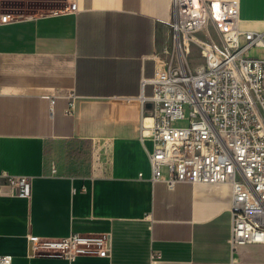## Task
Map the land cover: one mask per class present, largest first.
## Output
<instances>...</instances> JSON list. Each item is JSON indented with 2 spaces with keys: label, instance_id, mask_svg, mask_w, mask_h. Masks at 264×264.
Wrapping results in <instances>:
<instances>
[{
  "label": "crops",
  "instance_id": "1",
  "mask_svg": "<svg viewBox=\"0 0 264 264\" xmlns=\"http://www.w3.org/2000/svg\"><path fill=\"white\" fill-rule=\"evenodd\" d=\"M172 18V0H0V174L33 177L30 197L0 194V257L264 264V243L231 244L230 184L151 181L143 80L173 51ZM239 28L264 39V0H239ZM74 233L108 235L110 253L44 245Z\"/></svg>",
  "mask_w": 264,
  "mask_h": 264
},
{
  "label": "built area",
  "instance_id": "2",
  "mask_svg": "<svg viewBox=\"0 0 264 264\" xmlns=\"http://www.w3.org/2000/svg\"><path fill=\"white\" fill-rule=\"evenodd\" d=\"M218 1L233 28L231 44L220 45L207 31L209 22L219 24L210 13L214 1L172 0L173 51L166 60L156 54L155 75L143 80V86H153L151 97H141L145 120H150L143 137L153 143L148 151L151 181L169 189L181 183L232 186L231 244L236 248L264 243V59L249 56L251 49L264 48V39L240 30L239 0ZM199 33L208 40L201 42ZM197 41L204 44L205 64L194 73L179 56ZM183 121L187 125L175 126ZM0 179V194L31 196L33 177L3 172ZM44 245L70 261L111 251V239L104 234L74 233ZM12 262L11 255L0 257V264Z\"/></svg>",
  "mask_w": 264,
  "mask_h": 264
},
{
  "label": "rangeland",
  "instance_id": "3",
  "mask_svg": "<svg viewBox=\"0 0 264 264\" xmlns=\"http://www.w3.org/2000/svg\"><path fill=\"white\" fill-rule=\"evenodd\" d=\"M207 31L215 39V41L219 43L220 45L224 43L231 44V42L228 40L229 39L228 35H226L223 31H221L219 26L216 23L209 22ZM197 38L201 42H205L208 40L205 33H199L197 35ZM200 41L192 42L188 44L183 50V52L180 53V56H179V58L181 57V59L183 60L185 67H187L194 73L201 72L202 67L205 64V56L203 52L204 44L201 43ZM249 56L264 59V50L262 48L255 47L250 50ZM161 57L164 60L170 59V56L167 53H163ZM188 114H189V111L186 109V116H188ZM185 125H187V121L175 123V126H185Z\"/></svg>",
  "mask_w": 264,
  "mask_h": 264
},
{
  "label": "bare ground",
  "instance_id": "4",
  "mask_svg": "<svg viewBox=\"0 0 264 264\" xmlns=\"http://www.w3.org/2000/svg\"><path fill=\"white\" fill-rule=\"evenodd\" d=\"M195 3L197 4L199 0H194ZM211 15H214V18H218L219 20V24L218 26H220V28L229 36L231 37L232 33H233V28L231 26L230 23L225 22V18H224V11L222 10V8L220 7V3L219 2H214L213 5H211V11H210Z\"/></svg>",
  "mask_w": 264,
  "mask_h": 264
},
{
  "label": "trees",
  "instance_id": "5",
  "mask_svg": "<svg viewBox=\"0 0 264 264\" xmlns=\"http://www.w3.org/2000/svg\"><path fill=\"white\" fill-rule=\"evenodd\" d=\"M87 143V146H86V149L88 150V152H89V150H90V147L88 146V142H86Z\"/></svg>",
  "mask_w": 264,
  "mask_h": 264
}]
</instances>
